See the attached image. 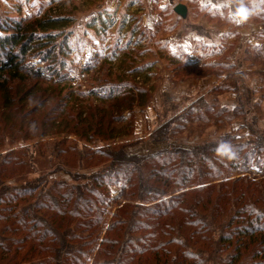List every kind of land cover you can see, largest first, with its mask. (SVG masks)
<instances>
[{
	"label": "trees",
	"instance_id": "1",
	"mask_svg": "<svg viewBox=\"0 0 264 264\" xmlns=\"http://www.w3.org/2000/svg\"><path fill=\"white\" fill-rule=\"evenodd\" d=\"M176 5L169 6L166 17L172 18ZM263 5L256 12L264 20ZM158 11L153 27L140 25L141 38L149 43L156 37L161 42L163 32H173L188 16L178 14L171 23L161 19L163 9ZM70 19L49 13L25 23L13 18L2 26L0 119L21 137L0 135V150H7L0 154V264H85L90 243L104 231L93 264H264V179L240 175L262 162L264 135L240 144L224 135L186 146L172 139L171 121H165L145 140L105 145L96 153L79 148L70 136L88 143L96 138L113 141L133 130L131 121L124 133L117 124L126 121L125 111L148 102L135 77L150 66L127 62L119 72L105 55L103 67L91 73L88 89L74 85L68 80L72 50L63 32ZM34 52L46 62V76L25 82V92L22 87L14 92L12 82L26 80L20 72L31 74L25 61ZM115 52L113 48L112 57ZM86 64L82 71L97 65ZM30 100L38 102L27 108ZM47 101H52L49 108ZM206 104L201 98L193 112L189 108L180 116ZM50 136L52 143L39 141ZM17 140L32 146L12 149ZM144 141L148 153L130 151ZM46 147H51L57 166L15 182L34 167V154ZM68 154L79 167L92 160L93 170L72 172L74 160ZM59 172L69 180L56 177ZM113 186H120L118 197L112 196ZM113 202L118 207L109 220Z\"/></svg>",
	"mask_w": 264,
	"mask_h": 264
},
{
	"label": "rangeland",
	"instance_id": "2",
	"mask_svg": "<svg viewBox=\"0 0 264 264\" xmlns=\"http://www.w3.org/2000/svg\"><path fill=\"white\" fill-rule=\"evenodd\" d=\"M160 2L163 6L167 0H160L158 3ZM261 2L264 0H248L246 2L247 10L252 16L251 19L261 26L257 32L260 44L249 42L241 44V38L245 34L236 30L237 19L235 20L232 16L224 17V15L220 19L218 17V26L224 25L226 22L234 24L228 27L227 33L222 35H219L218 32L213 33L211 39L208 38L206 41L196 37V44H188L186 40L193 43L196 39L188 40V31L184 30L186 23L179 22L177 29L173 32L167 30L165 33L163 32V35L160 36L161 42H155L156 37L152 43H149V40L141 38L142 27L140 25L153 27L160 18L158 9L162 6H158L154 0H0V34L3 32L2 26L8 25V22H11L13 18L25 23L49 13L69 15L71 19L63 30L64 35L67 33L69 36L64 38L66 44H69L68 48L72 50L69 53L72 72L68 80L71 79L74 85H80L84 90L89 88L91 73L100 64V67H103L102 64L105 60L103 56L105 55L107 59L111 60L114 70H119V72L123 71L122 66L127 62L133 66L149 64V69L145 68L138 78L135 77L138 83L143 84L148 102L142 101L141 106H135L132 110L125 111L126 121L117 124L124 133L127 123L131 121L133 130L113 141L96 138L95 141H92L93 143L81 140L77 136H70L69 139L73 140V143L79 148L87 146L92 151L96 149V153L105 145L118 146L127 142H135V140H145L165 121H171L170 129L174 132L172 139L174 140L175 137L177 142L185 143L186 146L215 141L224 135L233 138L231 141L234 144H240L254 141L258 135H264V20L256 12ZM262 7L264 8V5ZM194 8L197 12L202 10L200 9L202 6H198L197 3L194 4ZM161 14V19L164 21L176 22L174 21L176 18L166 17L165 11H162ZM181 27L184 31L181 34L184 44H174L175 42H172L175 39H172L174 32ZM218 30L220 31V29ZM172 33L173 36L168 37ZM253 34L255 35V33ZM221 39L222 41H220ZM113 48L116 49L114 57L111 55ZM97 55L100 56L99 59H97ZM36 58L39 62L43 60L36 52L27 56L26 69H30V64ZM125 58L127 59L126 63ZM87 62L89 65L96 62L97 65L89 71H82ZM181 64L183 67H179ZM45 66L46 62H44V68ZM177 68H179L178 75L174 73V71H178ZM189 72L190 74H188ZM20 73L26 77V80L22 82L14 80L11 85L14 92L19 87H22L25 92L28 88V86H24L25 82L32 83L37 80L36 77H41L25 70ZM207 76L210 77V81L204 82L203 78ZM94 86H96L95 82ZM201 98L207 101L201 110L189 116H180L189 108L193 112ZM37 102V100H30L27 108L36 106ZM51 105L52 101H47L45 108H49ZM179 117H183L181 119L185 120L184 125L181 124ZM16 119L14 118V120ZM0 127V135L13 133L15 138L20 139L21 134L17 128L9 131L11 127L4 126L1 119ZM4 128L6 129L3 130ZM183 128L186 129L183 130ZM47 140L52 143V136L39 141ZM17 141L19 143L11 147L12 149L29 144L32 146V142ZM1 151L0 154L3 155L7 150ZM130 151L141 154L148 153L150 146L144 141L131 146ZM51 154V147L48 149L46 147L42 153L34 154V167H29L24 177H19L14 181L33 179L51 171L57 166V159ZM68 156L71 157L70 160H74V163L71 164L72 172L90 173L93 170L92 160L86 159L85 164L79 167L77 158L72 154H68ZM92 156L95 155L92 154ZM24 158L25 162L28 161L26 157ZM239 173V170L233 172V177ZM240 175H248L250 179L258 181L264 179V158L256 167L250 168L248 173ZM55 176L67 180L70 178L63 172H59ZM119 192L120 186L112 187L113 197H118ZM116 204L113 202L109 207V220L118 207ZM104 236L105 231L100 235L98 241L90 243L89 258L84 259L85 264H93ZM140 245L143 246V244Z\"/></svg>",
	"mask_w": 264,
	"mask_h": 264
},
{
	"label": "crops",
	"instance_id": "3",
	"mask_svg": "<svg viewBox=\"0 0 264 264\" xmlns=\"http://www.w3.org/2000/svg\"><path fill=\"white\" fill-rule=\"evenodd\" d=\"M154 1L158 6H162L161 2L158 3L160 0H154ZM247 1L248 0H167V3H164L161 9H163V11H166L169 8V6H171V4L173 3L184 4L187 7L188 16H187V19L185 20L186 22H183V23H186L184 26L185 27L184 30L188 31L187 33L189 37L188 40L191 39L194 41L197 37V39L206 41V39L208 38L211 39V36L213 33L218 32L219 35L220 34L222 35L223 33H227L229 31L228 27L234 23L232 22L228 24L226 22V24H228L227 26L226 24L224 25L220 24V26H218V23H217L218 17L220 19V17L224 15V17L232 16L235 20L237 19V22L235 24L236 30H238V32L241 31L243 35L245 34V36L241 38V40L243 41V42L240 41L241 44L243 43L246 44L248 42L251 44H254V43L260 44L261 41L257 35V32H258V29L261 28V26L256 24L251 19L252 16L250 15V12L247 10V5H246ZM195 3H197L198 6H202V8H200L202 10L197 12L194 8ZM177 17H178V14L176 12H173L172 18L175 19ZM188 17H189V20H188ZM179 22L182 23V20ZM218 29H220V31ZM183 32H184L183 27H181L176 32H174L175 33L174 36L172 33V35L170 34L171 36H168V37L173 36L172 39L175 38L173 39L174 41L171 40L173 43L175 42L174 44H184V39L182 38V35H181ZM253 33H255V35ZM197 39L193 43L187 40L186 42H188V44H196ZM209 41L212 42L211 40ZM220 41H222V39ZM203 80L204 82L210 81V77L207 76L203 78Z\"/></svg>",
	"mask_w": 264,
	"mask_h": 264
},
{
	"label": "built area",
	"instance_id": "4",
	"mask_svg": "<svg viewBox=\"0 0 264 264\" xmlns=\"http://www.w3.org/2000/svg\"><path fill=\"white\" fill-rule=\"evenodd\" d=\"M30 70L31 72L35 73L38 76H41V77L46 76V71L44 68V61L41 60L39 62L38 58L34 59L33 63L30 64Z\"/></svg>",
	"mask_w": 264,
	"mask_h": 264
},
{
	"label": "water",
	"instance_id": "5",
	"mask_svg": "<svg viewBox=\"0 0 264 264\" xmlns=\"http://www.w3.org/2000/svg\"><path fill=\"white\" fill-rule=\"evenodd\" d=\"M175 11L177 14L185 17L187 14V7L184 4H177L175 6Z\"/></svg>",
	"mask_w": 264,
	"mask_h": 264
}]
</instances>
